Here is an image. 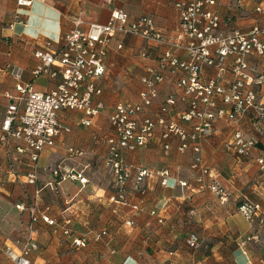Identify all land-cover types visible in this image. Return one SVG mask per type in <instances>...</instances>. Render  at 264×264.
<instances>
[{
    "label": "crops",
    "instance_id": "1",
    "mask_svg": "<svg viewBox=\"0 0 264 264\" xmlns=\"http://www.w3.org/2000/svg\"><path fill=\"white\" fill-rule=\"evenodd\" d=\"M178 1L114 0L106 4L104 0H34L31 7L24 8L17 0H0V126L11 99L18 95L19 82L40 93L53 90L61 82L60 78L35 76L40 63L35 56L38 49L50 46L59 50L64 34L75 26L84 30L91 23L106 24L115 9L128 12L131 20L152 17L163 37L175 43L180 33ZM258 7L264 10V0H217L215 10L223 18V31H250L256 25L264 26V12L258 13ZM166 50L165 45L133 35L112 39L106 73L97 79L102 94L95 101L103 102L104 111L92 119L90 126L82 125L84 114L80 111L60 112L61 123L71 133L58 136L43 150L36 184L26 183L32 163L29 152L18 151L23 143L13 139L8 146L0 145V264H13L6 250L20 251L30 236L31 225L38 230L40 246L31 256L33 264H264V170L256 161L264 157V126L258 131L252 114L237 120L222 101L217 106L225 115L215 123L213 136L202 139L200 145L201 157L210 170L205 181L209 183L216 177L231 193L228 202L222 203L208 188L196 184L198 174L191 169L194 152L178 151L179 140L172 137L166 142L159 127L146 147L124 152L126 163L132 167L127 201L113 200L115 176L105 165L109 151L104 138L114 133L109 116L118 103L138 101L145 88L142 77L148 68H157ZM143 52L147 57H142ZM178 55L185 59L184 53ZM247 61L252 69L247 73L254 83L246 89L254 90L264 104V58L253 54ZM16 75L21 76L20 81ZM162 75L158 99L140 118L158 117L162 103L175 94L178 104L170 117L189 130L191 126L179 119L180 112L187 108L177 87L183 74L165 70ZM231 78L228 66L222 76L216 66L205 68L206 81L217 79L227 85ZM239 131L256 141L248 157L228 147ZM166 143L171 147L168 151ZM69 148L84 154L70 156ZM138 169L155 174L167 171V184H162L158 174L136 184ZM71 171L81 173L89 182L82 185L57 176ZM182 182L189 185L183 187ZM49 183L57 185V194L47 186ZM247 201L260 206L254 224L239 212ZM34 203L39 205L40 214L49 209L48 215L58 223L69 221L72 235L65 236L61 227H50L40 218L32 220L28 210L16 208ZM133 205L140 209L133 210ZM102 230L109 236L102 242L93 241V233ZM193 234L200 240L198 249L186 242ZM85 236L89 238L87 246L73 245L74 239Z\"/></svg>",
    "mask_w": 264,
    "mask_h": 264
},
{
    "label": "built area",
    "instance_id": "2",
    "mask_svg": "<svg viewBox=\"0 0 264 264\" xmlns=\"http://www.w3.org/2000/svg\"><path fill=\"white\" fill-rule=\"evenodd\" d=\"M33 2L34 0H17L18 6L24 8L31 7ZM104 2L112 4L114 0ZM216 5L217 0H179L176 8L180 33L175 43L168 42L163 37L156 29L152 17L143 16L131 20L128 12L115 9L106 24L91 23L84 30L75 26L64 34L59 50L50 46L38 49L35 56L40 63L35 70V76L45 75L53 80L60 78L61 82L46 93L37 92L30 85L19 82L16 87L18 95L11 99L0 126V145L8 146L11 140H18L24 145L18 151H27L30 154L32 166L26 183L36 184L37 164L43 150L52 145L58 136L71 133V129L61 123V111L82 112L84 117L81 123L84 126H90L92 119L104 111L103 102L95 101L102 94L97 79L106 73V58L112 39L117 35H133L147 42L165 45L167 50L159 59L157 68H148L146 75L142 77L141 82L145 88L140 92L138 101L118 103L109 116L114 133L113 136L104 138L109 151L105 165L115 176L116 192L113 200L127 201L126 191L132 179V167L126 163L124 152H135L146 147L159 127L162 129V139L166 142L172 137L179 140L178 151L194 152L191 169L198 174L196 184L201 188H208L222 203L228 202L231 193L222 187L216 177L209 183L205 181L210 170L201 157L200 142L213 136L216 131L215 123L225 115V111L218 108V101L230 106V114L237 120L252 114L255 128L260 131L264 126V104L259 102L254 90L246 89L254 83L247 73L252 71L247 58L253 54L264 58V26L256 25L250 31L233 29L225 32L222 30L223 18L215 10ZM257 12L263 13L264 10L258 7ZM180 52L185 54V59L180 58ZM142 57H147V53L143 52ZM228 61L230 64L227 65ZM214 66L219 68L220 76L225 74L227 66L230 68L232 78L227 85L217 79L204 80L205 68ZM165 70L172 74H183L177 87L182 91L181 102L186 103L187 108L180 112L179 119L191 126L189 130L170 117L171 110L178 104L175 94H170L162 103L158 117L140 118L158 99V86L164 81L162 72ZM16 76L20 81L21 76ZM228 147L234 149L239 156L248 157L256 147V141L239 131L235 133ZM164 148L168 151L171 147L166 143ZM68 153L70 156L84 154L74 148H69ZM256 161L264 170V157ZM156 174L163 178L162 184L166 185L169 173L165 171ZM156 174L148 169H138L134 180L136 184H141ZM57 176L61 180L71 178L82 185L89 182L81 173L72 171L65 176ZM181 185L187 187L189 184L182 182ZM47 186L58 193L55 183ZM16 208L20 211L28 210L32 220L40 218L50 227H61L65 236L72 235V230L68 227L69 221L58 223L48 215L49 209L41 211L40 214L37 203L28 208L20 204ZM132 209L137 211L140 208L133 205ZM259 210L260 206L250 201L239 207L240 214L251 224L256 222ZM29 231L30 236L20 251L6 250V255L13 264H33L31 256L39 251L40 246L36 239L38 230L31 225ZM108 236V231L102 230L93 233L91 239L102 242ZM88 242L89 238L85 236L74 239L73 245L83 248ZM186 242L192 249L200 246V240L194 234Z\"/></svg>",
    "mask_w": 264,
    "mask_h": 264
}]
</instances>
